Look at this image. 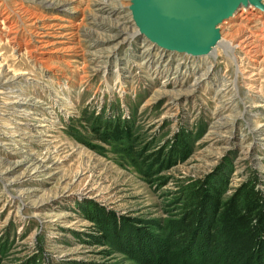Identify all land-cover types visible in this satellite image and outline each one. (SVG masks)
<instances>
[{
    "label": "rangeland",
    "instance_id": "rangeland-1",
    "mask_svg": "<svg viewBox=\"0 0 264 264\" xmlns=\"http://www.w3.org/2000/svg\"><path fill=\"white\" fill-rule=\"evenodd\" d=\"M129 5L0 0V264H212L174 237L180 184L264 187V11L191 56ZM180 135L189 155L158 164Z\"/></svg>",
    "mask_w": 264,
    "mask_h": 264
},
{
    "label": "trees",
    "instance_id": "trees-1",
    "mask_svg": "<svg viewBox=\"0 0 264 264\" xmlns=\"http://www.w3.org/2000/svg\"><path fill=\"white\" fill-rule=\"evenodd\" d=\"M117 131L124 130L120 125L107 130L108 134ZM185 139L180 135L170 153L155 152L158 164L172 163L178 155L184 160L189 155ZM258 183L257 178L248 177L227 197H223L226 182L221 184L219 178L208 176L181 183L174 237L187 247H197L198 254L202 244L210 251L212 264H264V187L259 189ZM205 256L199 261L204 263Z\"/></svg>",
    "mask_w": 264,
    "mask_h": 264
},
{
    "label": "water",
    "instance_id": "water-1",
    "mask_svg": "<svg viewBox=\"0 0 264 264\" xmlns=\"http://www.w3.org/2000/svg\"><path fill=\"white\" fill-rule=\"evenodd\" d=\"M241 6L264 11L262 0H130L128 9L138 33L156 46L205 56L220 39L218 25Z\"/></svg>",
    "mask_w": 264,
    "mask_h": 264
},
{
    "label": "bare ground",
    "instance_id": "bare-ground-1",
    "mask_svg": "<svg viewBox=\"0 0 264 264\" xmlns=\"http://www.w3.org/2000/svg\"><path fill=\"white\" fill-rule=\"evenodd\" d=\"M243 7H245V6H243ZM247 11V10H246ZM41 35V34H40Z\"/></svg>",
    "mask_w": 264,
    "mask_h": 264
}]
</instances>
